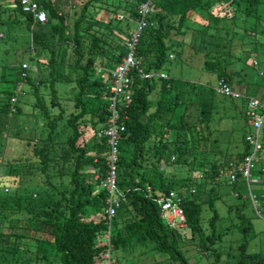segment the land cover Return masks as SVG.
Wrapping results in <instances>:
<instances>
[{"label":"trees","instance_id":"1","mask_svg":"<svg viewBox=\"0 0 264 264\" xmlns=\"http://www.w3.org/2000/svg\"><path fill=\"white\" fill-rule=\"evenodd\" d=\"M33 1L45 13L44 24L34 22L31 15L23 13L20 0H10L2 6L9 11L0 22V27L6 30L5 37L12 41L11 32L24 28L30 42L26 51L31 49L33 56L28 54L26 63L18 62L16 71L2 64L1 69L15 73L10 78L0 73V123L2 116L10 118L20 113L18 91L27 87L33 100L31 110L36 111L35 120L41 125L30 127L28 131L32 135L35 132L33 137H20L23 146L20 144L21 150L10 159L6 142L9 136L0 144V264H47L51 263L49 256L59 264H93L106 249L98 241L106 232L115 262L122 252L150 244L152 250L165 257L152 264H190L181 246L191 243L212 258L208 264H264V253L248 252L243 235L233 241L238 243L235 252L219 247L233 230L249 232L250 226L243 214L245 204L237 190L243 184L246 189L247 186L239 173H235L234 181L226 179L231 186L230 195L238 202L224 205V215L219 214L216 202H222L217 192L221 181L218 178L231 169L230 163L236 168L250 153L244 141L250 130L242 131V149L227 161L228 157L216 146L220 130L212 127L214 122L222 120L223 115H216L230 107L243 114L248 128L246 98L263 103L264 82L257 86L243 81L239 77L241 70L234 73L230 69L232 64L239 63V56L214 50H209L211 55L204 59L202 69L214 75L215 86L223 81L240 94V99L217 96L215 86L187 84L166 74V79L134 80L131 103L117 109L124 127L116 163V188L122 196L114 217L108 221L104 214L107 195L99 186L107 171V145L105 138L97 134L105 127L109 112L108 102L103 99L106 92L103 72H96L99 68L109 71L121 60L128 28L122 30L111 21L104 24L88 14L91 6L116 2L114 11L123 10L128 20L135 21L137 6L144 0H77L79 11L73 19L69 13L71 8L66 11L59 0ZM222 1L227 2L233 19L226 20L222 17L227 15L218 17L217 14L204 17L209 30L203 33L204 28L196 32L184 26L187 15L217 6L219 0H152L146 28L136 45L141 68L161 71L166 61L174 59L179 42H169L170 31L180 39L192 32L216 37L210 29L218 32L219 22L234 26L237 14L246 20L255 17L257 7L264 5V0ZM172 20H176V27L170 24ZM252 31L251 27H242L241 38ZM223 34L231 38L237 33H229L225 28ZM227 46L229 50V42ZM63 47L69 49L67 55L55 53V48L60 51ZM8 50L4 48L2 56ZM44 52L48 54L46 67L42 69L41 64L35 63L43 76L33 78L32 72L36 69L30 70L28 64ZM22 64H26V69H21ZM61 67L63 74L66 70L74 76L61 75ZM58 79L71 80L75 85L73 96L61 105L56 102L54 90ZM45 88L49 89V95L41 93ZM66 106H71V110L66 112ZM260 140L264 147V125ZM258 177L262 189L251 193L258 200L264 219V172L258 170ZM169 193L179 200L183 234L161 219L155 199ZM203 208L209 211L206 219L201 214ZM225 218L231 221H226L224 228L216 229L218 220ZM223 255L230 260L222 263Z\"/></svg>","mask_w":264,"mask_h":264},{"label":"rangeland","instance_id":"2","mask_svg":"<svg viewBox=\"0 0 264 264\" xmlns=\"http://www.w3.org/2000/svg\"><path fill=\"white\" fill-rule=\"evenodd\" d=\"M9 1L10 0H0V22L6 19V17L9 15V11L2 7ZM219 1L220 2L217 6H213L206 11H199L198 13H188L184 26H187V28H189V31L197 30L196 32L201 30V28H204L203 33H206L209 29L207 28L208 22L203 19L204 17L215 16L216 14L218 15V17L227 15V18H222L226 20H232L233 18H230L229 16L232 14V12L229 11V9L227 8V2H223L222 0ZM58 3L61 4L63 6V9H66V11L71 8V10H69L71 19H73L79 11V5L77 3V0H72L70 3H67L65 0H59ZM109 3H107V5L103 4L91 6L89 8L88 15H91L94 19L104 24L110 21L113 25L118 24V27L122 30L127 27V33L135 29V21L128 20L127 14L122 12L123 10L117 9L116 11H114V7L117 6L116 2H113L112 4ZM255 13L256 18L250 17L246 20H243L242 16H240V14H237L238 20H236V24L234 26L230 25L229 22L226 21L219 22L216 25V29L218 30V32H215L214 29H210V33L216 34V37H205V35H202V33L199 34L196 32H192L193 36L190 33H186L183 38L181 37V40L179 36L174 34V31H170L168 36L169 42L174 44L179 42V45L176 48L174 59L166 61L161 69V72L166 74L169 78H173L180 82H187V84H195L199 85L200 87H214V75L202 69L204 59L210 57L211 54L209 53V50H214L222 54H226L229 51L232 52L234 55L237 54V57L239 56V63L236 65L232 64V66L230 67L232 72L240 73L241 70V75L239 77L243 81H250L252 83H255L254 85L257 86L259 84H262L264 82V5H259L255 10ZM116 15L123 16V20L117 23L114 19V16ZM170 24H172L173 27H176V20L170 21ZM242 27H251L254 32L252 31L251 33H248L249 35H246L247 37L243 35V38H241ZM225 28L228 29L229 33L235 34L236 31L237 34H235L231 38H226L223 34ZM231 28H233L234 31L233 29L231 30ZM2 35H4V37ZM5 35V28L0 27V43L5 42L0 45V73L1 75H3V77L5 76L6 78H10L14 76V73L18 68V62L26 63L27 55L29 54L30 56H33V51L31 49L26 51V49L30 46V42L29 34L24 28H18L16 31L13 30L11 32L10 36L12 41L7 40ZM113 38H115V36H113ZM228 42L230 44L229 50L227 48ZM200 44H203L205 47H202V45ZM4 48H6L7 50L9 48V50L7 51L6 55L2 56L3 52L1 51ZM55 50L56 54L63 53L66 55L69 51L67 47H63L60 51L57 48H55ZM35 58L36 61H32L28 64L29 68L32 71L36 69V72H32L33 78H42L43 74L40 70L36 68V64H41V68L44 69L46 67L48 54L44 52V54H41L40 57ZM253 62H255V65H253ZM2 64H5L7 68H15V71H4L3 69H1ZM60 70L61 75H64V77L71 75L72 78L74 76L71 72L66 70L63 74L62 67L60 68ZM1 88L2 85L0 84V89ZM54 90L57 98L56 102L57 104L61 105L62 103L68 102V100L73 96L75 92V85L71 80L65 82L61 79H58V81L55 83ZM41 93L49 95V89H41ZM204 93H206V91H204ZM18 94L19 96L17 106L20 110V113L13 115L10 118L2 116V121L0 123V135L2 136L0 144H3L6 136H9L7 137V140L9 141H6L7 150H9L10 152L8 155L9 159L16 156L18 150H21V145L23 143L19 139L34 136L35 132L32 135V132L28 131L30 127L41 125L40 122H36L35 120L34 114H36V111L31 110V102L33 100L28 88L22 87V91H20L19 89ZM65 110L66 112L70 111L71 106H66ZM218 115H223L222 120H220L219 122H214L212 124V127L220 130V133L217 136L216 146L222 153L225 154V156L228 157L227 161H229L231 160V157L233 155L238 154L242 149V145L240 142L242 133L246 132V129L251 130V128L250 126L248 128L247 126H245L243 114L237 113L230 107H228L223 112V114L218 113L216 117ZM258 170L259 165L256 163L254 169L250 171L249 186L252 193H257L262 189L263 184L260 185L258 183L259 180H261L260 177H258ZM199 174L200 173H198V176ZM226 179L227 177L225 175L218 178V180L221 181L217 185V192H219L220 199L222 200V202H216V208L219 214L221 215H224L225 212L223 207L224 205H230L238 202L237 200H235V198H233V196L230 195L231 186L229 183H227ZM195 189L196 188H192V190ZM237 190L241 195V200L245 204L243 214L246 216L248 226H250L249 232L240 233L236 230H233L231 235L233 237H225L224 242L220 243L219 247L225 248L226 251L230 253L235 252L238 243H235L233 241L234 239L242 237L243 235L245 241L248 244V252L263 254L264 219L260 215V205L257 204L255 209L251 207L248 197L246 196L247 189L244 184L239 186ZM206 213H209V211L203 208L201 214L204 216L205 219L207 217ZM226 221L230 222L231 219L225 218L224 220H218L216 229H222L227 226ZM184 235H186L187 237L188 233H185ZM98 241L102 243L101 239H98ZM181 250L188 258L190 264H208L212 260L211 257H207L204 253L198 250L194 244L191 243H184L181 246ZM48 258L51 263L48 262L47 264H59V262L52 256H49ZM163 259H165L163 255L152 250L151 245L147 244L145 246L141 245L132 247L128 251L122 252L121 256L118 259L119 261L115 262V264H152L153 262H158ZM220 260L222 263H224L230 259L223 255Z\"/></svg>","mask_w":264,"mask_h":264},{"label":"built area","instance_id":"3","mask_svg":"<svg viewBox=\"0 0 264 264\" xmlns=\"http://www.w3.org/2000/svg\"><path fill=\"white\" fill-rule=\"evenodd\" d=\"M71 2L72 0H66ZM128 1V0H126ZM129 2V1H128ZM152 0H144L137 6V18L135 20V29L127 33L128 37L125 43L124 55L121 60L109 71L99 68L96 74L102 73L103 83L106 92L103 99L108 102L107 111L109 112L105 127L97 134L99 138H105L107 145L106 176L100 183V188L106 192L105 217L110 221L120 204L121 192L116 188V163L118 160V144L121 134L124 131L122 123L119 121L118 107H126L132 100V84L134 80L144 81L153 79H166V75L161 71H145L140 66V59L136 55V45L140 39L143 30L146 28V18L151 11ZM21 11L32 16L34 22L44 24L46 22L45 13L39 8L33 0H20ZM115 20H123V16H114ZM171 59V56H169ZM255 64V62H253ZM26 64L21 65V69H26ZM21 76H24L21 72ZM214 93L217 96L226 97L234 100L240 99L237 91L231 90L223 81H218L214 87ZM14 99H11L13 102ZM245 114L251 128L244 136L245 143L249 146L250 153L242 160L241 165L234 168L232 163L229 164L230 170L225 173L229 181H234L235 173H239L247 186L248 198L253 209L256 208L258 200L252 195L249 186L250 171L254 169L255 164L259 165V170L264 172V147L261 143V130L264 125V103L258 99L248 97L245 103ZM236 171V172H235ZM6 192V189H3ZM148 191V188H147ZM159 209L161 219L169 227L180 230L183 234V214L178 207V198L173 193L166 197L155 199ZM102 243L106 246L104 252L100 253L93 264H115L110 254V243L108 232L104 233L101 238Z\"/></svg>","mask_w":264,"mask_h":264},{"label":"crops","instance_id":"4","mask_svg":"<svg viewBox=\"0 0 264 264\" xmlns=\"http://www.w3.org/2000/svg\"><path fill=\"white\" fill-rule=\"evenodd\" d=\"M261 94H262V90H261ZM261 94H260V95H261ZM260 95H258V96H260ZM262 96L264 97V94H263ZM263 103H264V101H263Z\"/></svg>","mask_w":264,"mask_h":264}]
</instances>
